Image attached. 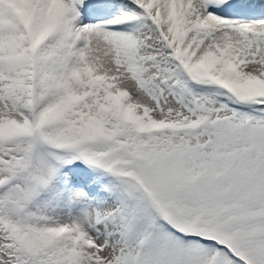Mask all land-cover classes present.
Here are the masks:
<instances>
[{"label": "snow or ice", "instance_id": "obj_1", "mask_svg": "<svg viewBox=\"0 0 264 264\" xmlns=\"http://www.w3.org/2000/svg\"><path fill=\"white\" fill-rule=\"evenodd\" d=\"M0 264H264V0H0Z\"/></svg>", "mask_w": 264, "mask_h": 264}]
</instances>
